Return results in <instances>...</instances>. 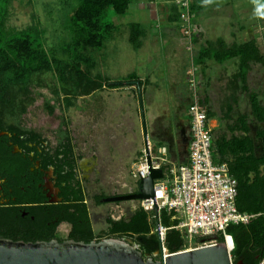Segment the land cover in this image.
I'll return each instance as SVG.
<instances>
[{"label":"trees","instance_id":"obj_1","mask_svg":"<svg viewBox=\"0 0 264 264\" xmlns=\"http://www.w3.org/2000/svg\"><path fill=\"white\" fill-rule=\"evenodd\" d=\"M13 1L0 0V133H7L0 137V238L25 243L99 242L92 229L84 190L74 183L77 158L69 135L61 136L55 156L50 157L44 150L47 146H42L46 141L40 134L23 128L21 119L35 101L34 88H48L55 100L69 109L75 106L74 101L79 97L124 85V81L93 77L95 61L89 52L102 50L117 32L114 23L107 19L108 11L124 16L131 0H76L77 5L68 14L66 24L69 41L59 49L60 53L43 48L41 32L35 27L17 34L7 30L9 7ZM129 28L131 42L134 47H139L133 38L138 26L132 24ZM226 51L223 60L238 59L237 76L243 85L252 64L264 66V54L255 41L231 46ZM46 75L50 83L46 82ZM245 91H248L246 85ZM47 108L53 113L52 107ZM250 108L252 117L263 128L256 132L254 139L246 136L226 144L235 157L234 162L226 164L236 180V208L240 213L252 216L247 224L231 225L227 229L234 245L230 252L233 264H261L264 261V170L261 169L264 167V106L255 94L250 95ZM243 130L247 134L250 132L246 125ZM256 140L261 141L263 148L259 157L255 152ZM15 147L19 153L14 152ZM59 156L63 159L58 160ZM61 161L69 169L67 177L62 176V168L55 170L62 201L50 205L42 190L43 176L50 166H60ZM103 197L99 196L97 203ZM55 218V224L49 227ZM159 218L160 225L167 228L164 248L168 253L181 251L185 247L183 233L169 229L171 216L165 210L160 211ZM62 222L71 226L67 239H62L54 230ZM154 226L151 214L138 207L128 218L109 219L105 236L113 239L136 237L139 251L145 258L158 251ZM217 242L223 244L224 240L218 237Z\"/></svg>","mask_w":264,"mask_h":264},{"label":"crops","instance_id":"obj_2","mask_svg":"<svg viewBox=\"0 0 264 264\" xmlns=\"http://www.w3.org/2000/svg\"><path fill=\"white\" fill-rule=\"evenodd\" d=\"M191 8L196 27L191 52L187 51V40L179 22L180 10L174 0H131L124 16H120L126 20L114 22L117 30H124L133 56L129 62L132 65L121 75L112 77V82L124 81L122 87L112 89V119L124 116L131 136L139 142L143 131L138 128L137 134L136 122L139 124L142 110L144 137L148 138L152 156L161 159L165 169L189 161L188 108L193 101L188 84L190 69L194 71L199 103L207 114L211 153L216 164L234 162L228 142L246 136L254 139L263 128L252 117L250 95H257L260 105L264 103L250 79L255 69L264 66L251 65L245 84L248 91H245L237 76L238 59L223 60V55L227 48L249 41H255L264 54L261 48L264 0H191ZM132 24L138 26L133 38L139 47L131 42ZM245 125L248 134L243 130ZM255 147L259 157L260 140L255 141ZM142 150L143 147L134 148L132 164L137 162Z\"/></svg>","mask_w":264,"mask_h":264},{"label":"rangeland","instance_id":"obj_3","mask_svg":"<svg viewBox=\"0 0 264 264\" xmlns=\"http://www.w3.org/2000/svg\"><path fill=\"white\" fill-rule=\"evenodd\" d=\"M76 3V0H14L9 7L6 28L10 33L17 34L35 27L41 32L43 48L60 53L59 49L69 41L66 24L68 14L76 7ZM107 19L113 23L126 20L113 14L112 10L108 11ZM124 37L125 32L120 28L113 37L115 41L111 38L102 50L89 52L95 61L91 73L93 77L101 76L112 81V77L121 75L132 65L129 62L133 50ZM261 48L264 52V43ZM44 78L46 82H51L48 75ZM250 84L260 93L264 103V67L255 69ZM33 95L35 101L22 117L21 126L40 134L53 147L64 133L69 135L80 170L93 232L100 241L113 239L105 236L107 221L128 218L140 205L138 201L97 203V198L102 195L103 198L127 195L137 190L131 168L134 148L145 146L141 118L139 124L136 122L137 134L138 128L142 132L138 142L131 136L124 116L112 119L110 89L79 97L74 101L75 106L69 109L62 107L46 87L34 88ZM47 106L53 108V113L49 112ZM58 234L62 239H67L69 227L61 225ZM114 240L129 242L138 250L140 248L136 237ZM145 259L158 261L159 257L146 255Z\"/></svg>","mask_w":264,"mask_h":264},{"label":"built area","instance_id":"obj_4","mask_svg":"<svg viewBox=\"0 0 264 264\" xmlns=\"http://www.w3.org/2000/svg\"><path fill=\"white\" fill-rule=\"evenodd\" d=\"M174 4L180 10L182 34L187 40V51L191 52L192 38L196 32L191 0H174ZM188 77L193 96L188 108L191 134L188 164L163 168L162 160L152 156L148 138L145 137V146L131 168V175L137 186L140 180L148 176V150L151 168L161 169L163 177L154 181L152 199L138 201L140 208L150 213L153 221L154 205L158 207L159 213L165 210L171 216L169 229L183 233L185 239V247L181 251L219 244L217 238L222 237L225 245L228 240L231 242L228 248L231 252L234 245L227 233L228 227L247 224L252 216L240 213L236 208V180L230 175L227 164L213 162L211 130L206 111L198 100L193 69L188 71ZM166 230L161 225L153 230L162 243ZM168 254L164 248L163 256ZM153 255H157V252Z\"/></svg>","mask_w":264,"mask_h":264},{"label":"water","instance_id":"obj_5","mask_svg":"<svg viewBox=\"0 0 264 264\" xmlns=\"http://www.w3.org/2000/svg\"><path fill=\"white\" fill-rule=\"evenodd\" d=\"M141 120L143 134L146 136L142 110ZM146 154L149 174L145 179L140 180L137 192L104 198L101 200L102 203L153 198L154 181L162 179L163 174L161 169L151 168V156L148 150ZM153 216L154 225L157 228L160 225V218L156 205L153 207ZM163 254L164 245L160 238H158V261L145 259L142 253L129 242L114 239L90 243L70 240L25 243L0 238V264H233L230 251L224 243L169 253L166 257ZM261 264H264V261Z\"/></svg>","mask_w":264,"mask_h":264},{"label":"flooded vegetation","instance_id":"obj_6","mask_svg":"<svg viewBox=\"0 0 264 264\" xmlns=\"http://www.w3.org/2000/svg\"><path fill=\"white\" fill-rule=\"evenodd\" d=\"M7 133L6 132H3V133H0V137L1 136H4L6 135ZM42 139H44L46 142L42 145L43 147L47 146V148L45 150V152L50 156V157H53L55 156L56 154V148L58 146V144L56 146H51V144L47 141L46 138L42 137ZM29 146L31 147H35V145H32V144H29ZM14 152L15 153H19L20 150L15 147L14 148ZM41 152V151H40ZM63 157L62 156H59L58 160H62ZM56 162V161H55ZM56 164H58L56 162ZM36 168H38V162L36 163ZM59 168H62L63 171H62V176H65L67 177L68 176V172H69V169H68V166L64 165V162L61 161V165L58 166V165H55V166H50L48 168L47 171H45V175L43 176V193L45 194V199H46V202L48 204H58V203H61V198H60V194L62 193V191L56 186L57 185V182L56 180H58V177L55 176V170L58 171ZM73 174H74V183H78L81 187H82V180H81V177H80V170L78 168V165H77V162H76V165H75V168L73 170ZM66 185L65 183L62 184V187L64 188ZM83 188V187H82ZM84 190V189H83ZM101 202V201H100ZM86 203V201H85ZM55 221H56V218L55 220H53L51 222V224H48V226H52L55 224ZM61 225H66L69 227V233L71 231V226L70 224L68 223H59L58 225H56L54 227V230H55V233L58 234V228L61 226ZM59 235V234H58Z\"/></svg>","mask_w":264,"mask_h":264},{"label":"bare ground","instance_id":"obj_7","mask_svg":"<svg viewBox=\"0 0 264 264\" xmlns=\"http://www.w3.org/2000/svg\"><path fill=\"white\" fill-rule=\"evenodd\" d=\"M226 246H227L228 248L231 247V242H230L229 240L227 241Z\"/></svg>","mask_w":264,"mask_h":264}]
</instances>
